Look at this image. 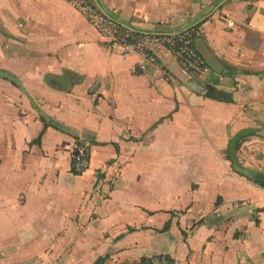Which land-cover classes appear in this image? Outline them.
<instances>
[{
  "label": "crops",
  "instance_id": "obj_1",
  "mask_svg": "<svg viewBox=\"0 0 264 264\" xmlns=\"http://www.w3.org/2000/svg\"><path fill=\"white\" fill-rule=\"evenodd\" d=\"M93 1L138 32L200 25L221 72L140 69L66 0H0V72L50 118L0 78V264H264V0Z\"/></svg>",
  "mask_w": 264,
  "mask_h": 264
},
{
  "label": "built area",
  "instance_id": "obj_2",
  "mask_svg": "<svg viewBox=\"0 0 264 264\" xmlns=\"http://www.w3.org/2000/svg\"><path fill=\"white\" fill-rule=\"evenodd\" d=\"M105 40L108 48L122 56L141 58L138 68L144 64L160 65L165 54L175 57L187 70L195 75L210 71L195 47L194 34L186 31L177 35L138 34L111 18L93 0H66ZM93 144L77 140L72 152V170L76 175L90 168ZM151 264H170L163 257L152 258Z\"/></svg>",
  "mask_w": 264,
  "mask_h": 264
},
{
  "label": "water",
  "instance_id": "obj_3",
  "mask_svg": "<svg viewBox=\"0 0 264 264\" xmlns=\"http://www.w3.org/2000/svg\"><path fill=\"white\" fill-rule=\"evenodd\" d=\"M103 11V10H102ZM104 12V11H103ZM105 13V12H104ZM128 29H130L132 32L134 33H138V34H148V33H143V32H138L135 31L133 29H131L128 26H125ZM160 35H173V34H160ZM177 35V34H176ZM195 47L197 49V51L199 52V54L203 57V59L205 60V62L207 63V65L214 70L215 72L220 73V63L216 60V58L212 55V53L209 51V49L206 47V45L203 43V41L198 40L195 42ZM0 78L8 80L10 82H12L14 85H16L21 91L22 93L28 98L30 104L33 106V108L38 112V114L46 121L49 122L50 118L48 116H46V114L44 113V111L40 108V106L35 102V100L33 99V97L30 95V93L28 92V90L23 86V84L18 81L16 78L5 74L3 72H0ZM237 171H239L241 174H243L244 176L248 177V173L244 170H242L241 168L236 166Z\"/></svg>",
  "mask_w": 264,
  "mask_h": 264
},
{
  "label": "trees",
  "instance_id": "obj_4",
  "mask_svg": "<svg viewBox=\"0 0 264 264\" xmlns=\"http://www.w3.org/2000/svg\"><path fill=\"white\" fill-rule=\"evenodd\" d=\"M199 27H200V25H197L193 29L189 30V31L193 32V34H194V41H196L198 39V37L196 35V31H197V29ZM248 134H249V132H242L238 136H236L230 143L229 152H234L237 149L238 142L240 140H242L244 137H246ZM41 137L42 136H40V138L38 139L37 142H40ZM72 173L75 174V172L73 170H72ZM168 229H169V224L166 225V227L164 228V231H166ZM163 257H165L170 264H175L174 260L171 257H169V256H157V257H154V258L162 259ZM107 259H108V256L100 257L94 264H104ZM151 262H152V259H144V260H142L143 264H151Z\"/></svg>",
  "mask_w": 264,
  "mask_h": 264
},
{
  "label": "rangeland",
  "instance_id": "obj_5",
  "mask_svg": "<svg viewBox=\"0 0 264 264\" xmlns=\"http://www.w3.org/2000/svg\"><path fill=\"white\" fill-rule=\"evenodd\" d=\"M155 180H156V178H155ZM157 181V180H156Z\"/></svg>",
  "mask_w": 264,
  "mask_h": 264
}]
</instances>
